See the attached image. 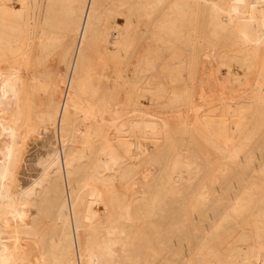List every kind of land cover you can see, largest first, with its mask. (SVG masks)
<instances>
[{"label": "bare ground", "instance_id": "6f19581e", "mask_svg": "<svg viewBox=\"0 0 264 264\" xmlns=\"http://www.w3.org/2000/svg\"><path fill=\"white\" fill-rule=\"evenodd\" d=\"M0 264H264V0H0Z\"/></svg>", "mask_w": 264, "mask_h": 264}, {"label": "rangeland", "instance_id": "374dc122", "mask_svg": "<svg viewBox=\"0 0 264 264\" xmlns=\"http://www.w3.org/2000/svg\"><path fill=\"white\" fill-rule=\"evenodd\" d=\"M42 133H43V131H42ZM27 142L30 144V147H31L30 152H29L30 156H28V160H29L28 163L31 164V168L33 170V172L32 171H30V172L34 174V173H37V171L35 169H37V168L39 169L40 167L42 168L41 165H42L44 159H43V156L41 155V152H40L38 146L33 144V138L28 137Z\"/></svg>", "mask_w": 264, "mask_h": 264}]
</instances>
